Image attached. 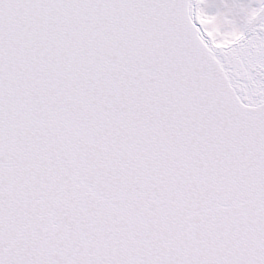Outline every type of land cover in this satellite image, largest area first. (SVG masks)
I'll return each mask as SVG.
<instances>
[{
	"label": "snow or ice",
	"instance_id": "1",
	"mask_svg": "<svg viewBox=\"0 0 264 264\" xmlns=\"http://www.w3.org/2000/svg\"><path fill=\"white\" fill-rule=\"evenodd\" d=\"M0 264H264V0H0Z\"/></svg>",
	"mask_w": 264,
	"mask_h": 264
}]
</instances>
